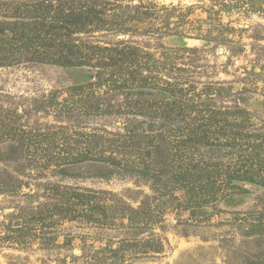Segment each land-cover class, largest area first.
<instances>
[{
  "label": "rangeland",
  "instance_id": "rangeland-1",
  "mask_svg": "<svg viewBox=\"0 0 264 264\" xmlns=\"http://www.w3.org/2000/svg\"><path fill=\"white\" fill-rule=\"evenodd\" d=\"M0 264H264V0H0Z\"/></svg>",
  "mask_w": 264,
  "mask_h": 264
},
{
  "label": "trees",
  "instance_id": "trees-1",
  "mask_svg": "<svg viewBox=\"0 0 264 264\" xmlns=\"http://www.w3.org/2000/svg\"><path fill=\"white\" fill-rule=\"evenodd\" d=\"M98 16H99V15H96L95 17L98 18ZM100 20H101V19H100ZM73 159H74V158H73ZM75 160H76L75 163H80V162H81V161H79L77 158H76ZM82 161H84V160H82ZM248 174H249V173H248ZM248 174H247V175H248ZM250 174L252 175V173H250ZM251 179H252V178H251ZM194 187L196 188V186H194ZM194 187H193V188H194ZM70 196L74 197V196H78V195H77V194H72V195H70ZM69 211H71V208L69 209Z\"/></svg>",
  "mask_w": 264,
  "mask_h": 264
}]
</instances>
